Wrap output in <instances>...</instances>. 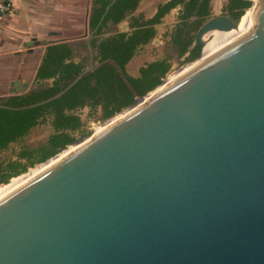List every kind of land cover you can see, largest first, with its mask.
Instances as JSON below:
<instances>
[{"label": "water", "instance_id": "95a60500", "mask_svg": "<svg viewBox=\"0 0 264 264\" xmlns=\"http://www.w3.org/2000/svg\"><path fill=\"white\" fill-rule=\"evenodd\" d=\"M114 1L84 33V69L25 106L96 66L91 38ZM239 17L210 15L193 42ZM51 42L32 32L22 50ZM160 84L0 197V264H264V0L246 33Z\"/></svg>", "mask_w": 264, "mask_h": 264}, {"label": "trees", "instance_id": "16d2710c", "mask_svg": "<svg viewBox=\"0 0 264 264\" xmlns=\"http://www.w3.org/2000/svg\"><path fill=\"white\" fill-rule=\"evenodd\" d=\"M109 1L96 0L99 5L94 8L90 16L89 24L91 26L97 24ZM138 2L139 0H115L105 14L98 31L109 20L113 22L121 20L126 11L134 9ZM250 4V0H227L226 9L237 17L243 15L244 8H248ZM177 5H180L178 15L180 22L172 32V42L178 57L188 51L187 56L191 59L195 58L199 55L201 46L193 44V36H189V28L194 25L197 29L204 21L209 13V0H167L159 4L155 13L148 19L142 22L134 21L133 24L136 26L129 31H120L102 38H92L91 42L95 47L94 59L97 65L84 73L59 96L44 103L25 106L56 93L85 67L82 61L65 60L71 52L68 43L50 44L38 67L37 75L40 78L53 77L51 83L43 85L38 83L35 85L37 87L26 93L12 95L4 100L3 103L8 106L0 105V150L6 147L10 141L25 135L43 117L49 116L52 131L44 142L35 146L24 144L17 151L15 157L7 158L5 161L0 159V181L7 182L8 178L12 176H14L12 178L29 176L66 152L55 155L58 149L75 139L71 135V131L82 123L80 115L75 112L80 106L88 103L93 108L100 107L103 116L111 117L113 113L132 103L137 95L150 92L159 86L162 76L171 64L167 56L147 61L139 67L136 75L127 72L126 63L139 46L154 37L155 23L160 21L168 10ZM199 60L184 68L182 73ZM172 78L174 76L166 81ZM154 92L152 91L150 95ZM121 115L109 120L106 124L117 120ZM48 158L50 159L45 163L19 174L25 171L28 165L45 161Z\"/></svg>", "mask_w": 264, "mask_h": 264}, {"label": "crops", "instance_id": "0c3cea01", "mask_svg": "<svg viewBox=\"0 0 264 264\" xmlns=\"http://www.w3.org/2000/svg\"><path fill=\"white\" fill-rule=\"evenodd\" d=\"M12 12L3 14L0 18V67L1 75L9 80L12 78L38 80H52L53 77L40 78L37 70L42 63L47 47L50 44L66 42L71 52L65 60L82 61L88 53L84 33L93 29L89 24L90 16L95 7L99 5L96 0H11ZM167 0H139L136 7L126 11L124 17L105 24H118V27L132 29L134 21L141 22L151 17L157 6ZM220 0H210L213 6L219 5ZM179 7V5H177ZM177 6L172 7L164 14V18H173ZM172 14V16H171ZM142 18V19H141ZM104 24V25H105ZM104 25L101 27L103 28ZM99 28V27H98ZM35 33L37 39H51L49 44H43L42 50L27 52L22 50L29 33ZM95 33H98V29ZM94 33V35H95ZM93 35V36H94ZM101 38V37H100ZM94 47V46H93ZM27 59L35 60L31 68L22 64ZM36 79V80H37ZM30 80V84H31ZM7 82V89H8ZM9 92V90H8Z\"/></svg>", "mask_w": 264, "mask_h": 264}, {"label": "rangeland", "instance_id": "374dc122", "mask_svg": "<svg viewBox=\"0 0 264 264\" xmlns=\"http://www.w3.org/2000/svg\"><path fill=\"white\" fill-rule=\"evenodd\" d=\"M154 1H156V0H154ZM218 2H219V5H217L215 7V6H213L212 3L210 4V0H209V13L206 15L204 20H206L210 15H214V14H218V13L231 14L226 9L227 0H220ZM251 7H252V2H251V4L248 7L249 10L251 9ZM248 8H246V9L244 8L243 12L245 13V11ZM179 10H180V5H179V7L177 6V10H175V11H177V13L176 12L174 13V15L172 17L173 19L170 22L167 23L166 21H168L170 18L166 19V16L164 18V15H163L161 17L160 21L155 23L156 33H155L154 37L152 39H150L147 43L139 46L136 49L135 53L130 58V60L126 63V70H127L128 73L136 75L138 73V71H139V67L141 65H143L144 63H146L147 61L167 56L169 58L171 64H170V67L167 70V72L162 76L163 78H165L164 80H167L168 78H171L173 76L178 75V73L179 74L182 73L184 68H186L187 66H189L190 64H192L193 62H195L197 59H199L201 57L203 46L200 47V52H199V55H198L199 57L198 56L195 57V58L198 57L197 59L189 58L187 56L188 55V51L186 53H184L183 55L179 56V57L177 55V51H176L175 46H174V44L172 42V32L174 31V29L177 27V25L180 22V18L178 16L179 15ZM231 15H233V14H231ZM171 16H172V14H171ZM233 16H235V15H233ZM142 21H144V20H142ZM195 30H196V28L194 27V25H191L190 28H189V36L190 37L194 36ZM120 31H129V28H126V29L120 28V27H118V24H109V25L105 24L104 27L101 28L98 31V33H95V35L92 38H94V37H96V38L107 37V36L114 35V34L120 32ZM93 51H94V54H95V47H93ZM88 61H89V52L86 53V55L83 56V62L85 64V66L88 64ZM94 62L97 65V62L95 61V59H94ZM22 64L31 68L32 66L35 65V60L27 59L26 61L22 62ZM0 69H1V67H0ZM1 73L2 72L0 70V99L2 97H4L5 95H8V93H9L8 89H7V82H8V86H9V78L5 77V75L2 76ZM167 73H168V75H167ZM163 78L161 79L160 83L163 82ZM36 79L37 78H34V77L30 78V80L32 81L31 85H30V89L37 87V86H35ZM51 81L52 80H41L39 82V85L48 84V83H51ZM159 86H157V87H159ZM154 90H152V91H154ZM152 91H150V92L147 91V92H145L142 95H145L144 97H146ZM134 102H135V99L129 105H127V106H125V107H123L120 110L115 112V113H117V112H119V113H117V114L113 113L112 114L113 116L110 115L111 117L103 116L102 115V109L100 107L93 108L92 106H89L88 103L84 104L86 106V109H83L84 105L80 106V108H81L80 112L83 114L82 117L80 116L82 123H81V125L78 128L73 129L71 131V135H73L75 137V139L72 142L68 143V144L74 145V144H77L80 141H82L84 138H87L88 136L91 135L90 133L92 131H93L92 133L96 132L101 127L106 125V123L109 120L118 117L120 114L125 113V111L128 110V108H130L129 106L132 105ZM51 131H52V125L50 123L49 116H46L45 118L43 117L36 124H34L27 131V133L25 135H23L19 139L10 141L6 147L1 149L0 150V159L2 161H5V160H7V158H10L11 156L16 155L17 151L24 144L25 145H29V146H35V145H38V144L44 142L46 137H47V135ZM63 149H67V144L64 147L58 149V151L55 152L56 154L55 153L54 154L57 155V154L61 153L63 151ZM55 155H53V156H55ZM62 156H60V157H62ZM50 158H48L46 160L44 159L45 161L42 160V162L38 161V162L33 163L32 165H28L26 170L23 171V172H20L19 174L25 173L30 168H33V167H36V166H38L40 164L45 163ZM59 158H57V159H59ZM57 159L53 160L51 163H53ZM44 167H46V166H44ZM42 168H39L37 171H39ZM37 171H34V173L30 174L27 177L28 178L31 177ZM12 177H14V176H12ZM12 177L8 178L7 182L10 181L9 183L4 182V181H0V191L2 189H4L6 186H9L13 182V180H10ZM17 185H18V183H16L11 189L6 191L5 193H8L12 189H14Z\"/></svg>", "mask_w": 264, "mask_h": 264}, {"label": "bare ground", "instance_id": "6f19581e", "mask_svg": "<svg viewBox=\"0 0 264 264\" xmlns=\"http://www.w3.org/2000/svg\"><path fill=\"white\" fill-rule=\"evenodd\" d=\"M255 10H256V0H253V3H252V7L251 9L247 10L243 15H241L239 17V20H238V24L236 27H232L230 29H226V30H223V29H217V28H214V29H210L208 31H206L203 35H202V39L204 40V44H203V48H202V54H201V58H199L200 60L198 62H200L202 59L206 58V57H209L210 55H212L213 53H215L216 51H218L220 48H222L223 46H225L226 44H228L230 41L236 39L237 37L243 35V33H246L254 24L255 22ZM198 60V59H197ZM196 60V61H197ZM197 62V63H198ZM196 63V64H197ZM195 64V65H196ZM194 66V65H193ZM192 66V67H193ZM181 74V73H180ZM180 74L174 76L177 77L179 76ZM172 78V79H174ZM166 82V80H165ZM158 88V87H157ZM156 91V90H154ZM150 95V94H149ZM147 97V96H146ZM128 110L125 111V113L127 112ZM124 114V113H123ZM122 114V115H123ZM112 123V122H110ZM108 123V124H110ZM108 124L104 125L103 127H101L99 130H101L102 128H104L105 126H107ZM97 130V131H99ZM96 131V132H97ZM95 132V133H96ZM86 138H84L83 140H85ZM77 144H75L74 146H72L70 149H68L71 145L69 144L67 146V149H63L62 152L66 151L67 153L72 149L74 148ZM61 152V153H62ZM64 152L63 154L65 155ZM62 154V155H63ZM61 155V156H62ZM51 163V162H50ZM50 163H48L47 165L45 166H48L50 165ZM42 168V167H41ZM43 168H45L43 166ZM42 168V169H43ZM41 169V170H42ZM40 170V171H41ZM39 172V171H38ZM28 179V177L26 176L25 178H12L11 180H13V182L9 185V186H6L4 189H2L0 191V197H2L3 195L7 194L5 193L6 191H8L9 189H11L16 183H18V185L22 184L24 181H26ZM17 185V186H18ZM16 186V187H17Z\"/></svg>", "mask_w": 264, "mask_h": 264}, {"label": "built area", "instance_id": "2783aa9c", "mask_svg": "<svg viewBox=\"0 0 264 264\" xmlns=\"http://www.w3.org/2000/svg\"><path fill=\"white\" fill-rule=\"evenodd\" d=\"M12 10H13V4H12V1L11 0H0V18L2 17L3 14H6L8 12H12ZM167 75H168V73H167ZM164 79L165 78H163V82L165 81ZM83 109H86V106L85 105H84V108ZM80 110H81V108L79 107V108H77L75 110V112L82 117L83 114L80 112ZM68 145L69 144H67V146ZM11 157H15V155H13Z\"/></svg>", "mask_w": 264, "mask_h": 264}, {"label": "flooded vegetation", "instance_id": "af4514ba", "mask_svg": "<svg viewBox=\"0 0 264 264\" xmlns=\"http://www.w3.org/2000/svg\"><path fill=\"white\" fill-rule=\"evenodd\" d=\"M193 44H195L194 42H193ZM40 82V80L37 82H35V85H37L38 83ZM26 93V92H25ZM12 95H16V94H13V93H8V95H5L4 97H2L1 99H0V104H2V106H5V104L3 103V101L4 100H6V99H8L10 96H12ZM6 106H8V105H6ZM19 178H25V177H19Z\"/></svg>", "mask_w": 264, "mask_h": 264}]
</instances>
